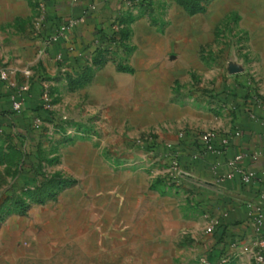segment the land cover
<instances>
[{
    "label": "rangeland",
    "instance_id": "rangeland-1",
    "mask_svg": "<svg viewBox=\"0 0 264 264\" xmlns=\"http://www.w3.org/2000/svg\"><path fill=\"white\" fill-rule=\"evenodd\" d=\"M166 1H146L132 52L107 40L70 59L48 52L46 0H0V85L41 107L32 154L9 102L0 114V264L219 263L220 165L238 168L247 115L264 127V0ZM252 243L222 263L259 264Z\"/></svg>",
    "mask_w": 264,
    "mask_h": 264
},
{
    "label": "crops",
    "instance_id": "crops-1",
    "mask_svg": "<svg viewBox=\"0 0 264 264\" xmlns=\"http://www.w3.org/2000/svg\"><path fill=\"white\" fill-rule=\"evenodd\" d=\"M146 1L147 0H46L49 16L53 20H78L74 32L68 35V37L63 36L61 43H54L48 52L50 53L51 51L55 54L62 52L64 56H68L70 59L77 58L83 51L93 52L97 47L95 43V28L105 27V22L108 19L121 18L124 13L129 11L134 17V20L129 25L131 29L129 43L134 46L132 41L137 34L139 26L148 18V12L150 15L155 13V10H147ZM154 1L157 3L164 0ZM214 1L215 0H210L208 2L209 6H207L208 4L206 5L205 11L209 9ZM142 2L145 5L144 8H141ZM166 2H168V9L171 10L170 7L172 6V8H179L187 14L185 8L176 0H169ZM202 2L205 3L206 0H202ZM205 11L199 14H204ZM115 23L118 24L119 27L123 26L119 25L118 22ZM119 27L117 29H119ZM145 30L151 33L152 28L149 27ZM72 36H74L73 40L71 39ZM76 40L78 43L83 41L85 45H76L74 43ZM246 117L247 125L243 131L244 134L233 141L228 155L232 160V158L239 155V153L242 154V158L237 163L238 168L230 166L228 169L225 164H221L219 176L223 177L228 174L230 176L226 179L222 178V182L216 184L217 187L214 189L216 197L222 202L223 211V215L220 214L221 216H218L219 219L217 220L218 222L219 220H224L229 224V230L234 232L237 240L236 243L238 244L247 240L254 242L255 231L253 225L255 218L259 215L257 209H261L264 215V127L250 118L249 115ZM237 169L240 171H237ZM245 171L255 174L254 180L247 185L243 184L241 180V173ZM214 242L213 240V244ZM230 247H228V253L231 256H236L234 254L237 248H232L231 251Z\"/></svg>",
    "mask_w": 264,
    "mask_h": 264
},
{
    "label": "trees",
    "instance_id": "trees-1",
    "mask_svg": "<svg viewBox=\"0 0 264 264\" xmlns=\"http://www.w3.org/2000/svg\"><path fill=\"white\" fill-rule=\"evenodd\" d=\"M179 4H181L185 10L189 14H195L199 12H204L206 9V5L210 0H206L205 3L202 2V0H176ZM145 5L143 2L141 3V8H144ZM134 20V17L132 16L131 12H126L123 14L121 18L116 19H108L105 24V27H96L95 28V39L97 41V52H102L104 49H102V46L104 42L107 40H110V42H119L122 45L124 44L127 47V51L130 53L133 50V47H131L129 43L130 35H131V29L129 25ZM55 22V30H57L60 25L67 23L68 20H54ZM115 22H118L119 25H123L122 27H119V30L114 29ZM72 31V32H71ZM67 33L65 36L68 37V35L72 34L74 32V29H72ZM117 36L119 38L117 39ZM70 37V36H69ZM62 38L57 39L54 41V43H61ZM71 39H74V36L71 37ZM76 45H85L83 41L80 43L74 41ZM59 54H63L62 52ZM121 71H127V72H133V68L129 64H124L118 67ZM14 94H11L9 90H3L2 85H0V96L5 97V102L0 101V114H4V106L6 104L4 103H10L9 105V111L11 112V115L16 118H21L20 120V133L27 136L28 140H30L31 144L26 148L28 154H32L36 151V145L34 143V131L35 128L33 127L32 118L29 115V112L31 111L32 116L36 117L40 114V109L38 105H35L33 95L31 93L25 94L21 92L22 98H24L23 107L20 112L15 111L12 108V95L18 96L20 91L17 89L13 90ZM11 98V99H10ZM2 104V105H1ZM238 105H241V103H238ZM45 112L49 113L47 109H45ZM17 123V122H16ZM17 125V124H16ZM27 173L21 174L22 179H29L30 176H27ZM32 178V177H31ZM213 238H214V244L212 248L209 250V257H216L219 259L218 264H232V263H222V260L225 258H228L230 254L227 255L228 247L232 246L234 243H236L235 234L233 231L229 230V224L224 220H219L214 227H213ZM232 257H230L231 260ZM235 264V262L233 263Z\"/></svg>",
    "mask_w": 264,
    "mask_h": 264
},
{
    "label": "built area",
    "instance_id": "built-area-1",
    "mask_svg": "<svg viewBox=\"0 0 264 264\" xmlns=\"http://www.w3.org/2000/svg\"><path fill=\"white\" fill-rule=\"evenodd\" d=\"M78 24V20H68L67 23H64L60 25V27L57 29V33L52 37L51 42L56 41L57 39L65 36L69 31L72 29H75V27ZM59 58L61 55H58ZM8 73L5 70H0V80L7 79ZM26 89L25 87L21 88L20 93L18 96L12 97V108L15 111L20 112L23 107L24 98L21 96L22 90ZM47 96V94H45ZM211 136V134H209ZM242 155L237 156V159H241ZM254 175L253 173H246L244 175V181L245 182H251ZM264 215L260 214L257 219H255V239L253 242V245L245 246V250L248 254L253 256V258L259 263L264 264V229H263V218ZM213 227L210 229V231H213ZM238 243H234L233 246H237Z\"/></svg>",
    "mask_w": 264,
    "mask_h": 264
}]
</instances>
